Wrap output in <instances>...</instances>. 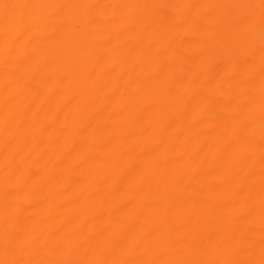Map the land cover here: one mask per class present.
Masks as SVG:
<instances>
[{
  "label": "bare ground",
  "instance_id": "1",
  "mask_svg": "<svg viewBox=\"0 0 264 264\" xmlns=\"http://www.w3.org/2000/svg\"><path fill=\"white\" fill-rule=\"evenodd\" d=\"M0 264H264V0H0Z\"/></svg>",
  "mask_w": 264,
  "mask_h": 264
}]
</instances>
